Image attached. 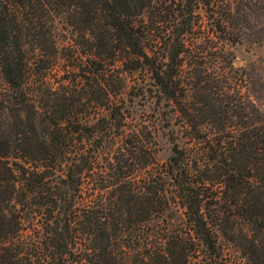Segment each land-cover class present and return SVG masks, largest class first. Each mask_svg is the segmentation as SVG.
Here are the masks:
<instances>
[{"label": "trees", "instance_id": "1", "mask_svg": "<svg viewBox=\"0 0 264 264\" xmlns=\"http://www.w3.org/2000/svg\"><path fill=\"white\" fill-rule=\"evenodd\" d=\"M261 1L0 0V264H264V80L185 51L200 4L235 42ZM136 72L189 127L161 162Z\"/></svg>", "mask_w": 264, "mask_h": 264}, {"label": "rangeland", "instance_id": "2", "mask_svg": "<svg viewBox=\"0 0 264 264\" xmlns=\"http://www.w3.org/2000/svg\"><path fill=\"white\" fill-rule=\"evenodd\" d=\"M196 13L192 25L194 32L185 41V51H193L189 62H196L202 73H209L215 82L219 79L218 82L229 89L228 93L234 86L239 91L234 97L242 100L249 75L255 86L261 79L264 80V2L256 3L251 12L246 10L245 14L236 16L235 25L240 31L235 42L223 38V33L215 30L213 20L204 11L203 5L196 7ZM139 78L137 72L128 76L126 91L130 97V113L134 122L146 125L154 133V158L161 162L170 152L168 134L183 135L189 127L181 124V117L170 102L157 96L158 92L148 78L140 83V88L130 86L133 80L138 81ZM230 95L225 96L223 102H228Z\"/></svg>", "mask_w": 264, "mask_h": 264}]
</instances>
